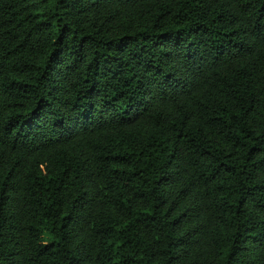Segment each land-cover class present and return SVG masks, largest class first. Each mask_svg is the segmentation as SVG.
Segmentation results:
<instances>
[{"label":"trees","instance_id":"obj_1","mask_svg":"<svg viewBox=\"0 0 264 264\" xmlns=\"http://www.w3.org/2000/svg\"><path fill=\"white\" fill-rule=\"evenodd\" d=\"M0 264H264V0H0Z\"/></svg>","mask_w":264,"mask_h":264}]
</instances>
